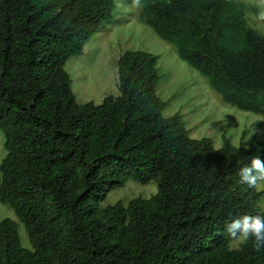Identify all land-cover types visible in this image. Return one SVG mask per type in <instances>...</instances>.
<instances>
[{
	"label": "trees",
	"instance_id": "1",
	"mask_svg": "<svg viewBox=\"0 0 264 264\" xmlns=\"http://www.w3.org/2000/svg\"><path fill=\"white\" fill-rule=\"evenodd\" d=\"M141 20L223 100L264 118V36L239 0H128ZM114 0H0V264H264L249 241L233 249L226 224L264 214V192L239 169L264 141L236 147L192 139L180 113L164 117L159 58L127 51L120 96L79 105L65 66L111 22ZM156 195L102 208L130 182Z\"/></svg>",
	"mask_w": 264,
	"mask_h": 264
},
{
	"label": "rangeland",
	"instance_id": "2",
	"mask_svg": "<svg viewBox=\"0 0 264 264\" xmlns=\"http://www.w3.org/2000/svg\"><path fill=\"white\" fill-rule=\"evenodd\" d=\"M115 11L111 22L106 24L85 45L82 56L71 58L65 70L72 79V89L79 105H102L109 97L120 96L118 62L127 51H144L159 58L160 81L158 96L167 103L164 117L180 113L192 139L209 138L216 149L224 145L225 138L236 147H249L264 141V118L243 112L227 104L209 85L207 79L182 61L175 46L162 40L141 20V7L128 0H114ZM248 7L249 26L264 36V0H239ZM5 135L0 130V163L7 157ZM155 182L143 185L130 181L125 187L112 191L102 208L118 202L128 204L135 198L149 199L156 195ZM264 192V189L258 190ZM264 211V196L259 204ZM11 219L18 223L21 245L32 250L25 226L14 209L0 202V223ZM241 243L234 241L237 249Z\"/></svg>",
	"mask_w": 264,
	"mask_h": 264
},
{
	"label": "clouds",
	"instance_id": "3",
	"mask_svg": "<svg viewBox=\"0 0 264 264\" xmlns=\"http://www.w3.org/2000/svg\"><path fill=\"white\" fill-rule=\"evenodd\" d=\"M239 183L250 189H264V160L252 158L250 164L241 167L237 173ZM229 236L241 244L249 241L257 252L264 251V214L242 215L226 224Z\"/></svg>",
	"mask_w": 264,
	"mask_h": 264
}]
</instances>
